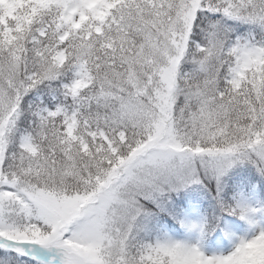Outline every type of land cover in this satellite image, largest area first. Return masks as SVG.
<instances>
[{
	"label": "snow or ice",
	"instance_id": "snow-or-ice-1",
	"mask_svg": "<svg viewBox=\"0 0 264 264\" xmlns=\"http://www.w3.org/2000/svg\"><path fill=\"white\" fill-rule=\"evenodd\" d=\"M0 264H264V0H0Z\"/></svg>",
	"mask_w": 264,
	"mask_h": 264
}]
</instances>
